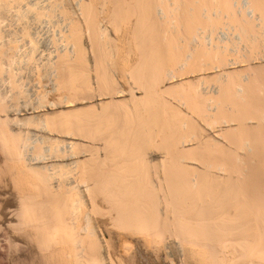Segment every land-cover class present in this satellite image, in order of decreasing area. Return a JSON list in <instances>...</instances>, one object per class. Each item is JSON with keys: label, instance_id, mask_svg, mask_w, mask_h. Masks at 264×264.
Instances as JSON below:
<instances>
[{"label": "bare ground", "instance_id": "6f19581e", "mask_svg": "<svg viewBox=\"0 0 264 264\" xmlns=\"http://www.w3.org/2000/svg\"><path fill=\"white\" fill-rule=\"evenodd\" d=\"M257 63L264 0H0V264H264Z\"/></svg>", "mask_w": 264, "mask_h": 264}, {"label": "rangeland", "instance_id": "374dc122", "mask_svg": "<svg viewBox=\"0 0 264 264\" xmlns=\"http://www.w3.org/2000/svg\"><path fill=\"white\" fill-rule=\"evenodd\" d=\"M46 29L49 30V29H51V28H49V29L46 28ZM46 29H45V28L43 29V33H44V32H48ZM51 30H53V29H51ZM51 30H50V31H51ZM45 36H46V35H45ZM262 64H263V65H261V63H260V65H261V66H260V65L257 63L256 65H258V66H256V65H255V66H256V67L264 68V63H262ZM139 250H142V251L140 252V255H141V256H140V259H141L140 261H142L143 264H161V263H164V264H170V261H169V260L166 261L164 257L161 258V259H162V260H161V263H157L154 259L151 258L152 256L150 257V255H151L150 253H148L147 251H143V249H140V248H139L137 251L139 252ZM145 252H147V253H145ZM168 261H169V262H168ZM159 262H160V261H159ZM142 263H141V264H142Z\"/></svg>", "mask_w": 264, "mask_h": 264}]
</instances>
